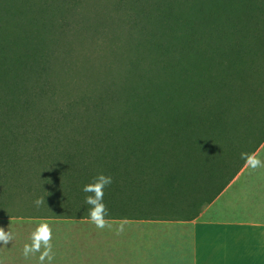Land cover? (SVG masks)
<instances>
[{"label":"trees","instance_id":"obj_1","mask_svg":"<svg viewBox=\"0 0 264 264\" xmlns=\"http://www.w3.org/2000/svg\"><path fill=\"white\" fill-rule=\"evenodd\" d=\"M223 2L121 0L118 7L132 11L130 25L136 28L130 34L137 31L142 45L149 46L147 57L170 54L185 71L187 65L195 64L206 71L214 62L228 76L230 68L249 70L251 61L264 57V16L261 0H226V9L221 7ZM11 20L16 22L12 15ZM240 21H244L243 28L229 25ZM63 27L68 25L60 26L57 33ZM242 34L239 41L237 36ZM175 44L180 45V53L171 48ZM195 54L199 55L196 60L185 63ZM49 58L41 48L19 51L14 43L0 40V83L8 90L0 91L5 104L0 108V212L6 208V199L27 193L22 189L6 195L25 183L27 175L40 185L36 197L44 200L42 210L47 206L50 213L55 212L51 217L89 219L82 189L103 172L113 178L104 190L106 220L193 221L235 181L249 164L247 157H254L264 143V110L255 124L257 108L242 105L243 91H221L213 96L199 92L193 99L176 88L180 78L176 75L169 76L175 91H164L154 79L157 85L149 88L147 98L130 106L135 118L128 122L99 114L96 122L48 124L37 134L34 129L23 130L22 124L5 121L20 118L22 111L30 110L31 102L34 105L42 97L44 91L18 89L31 71L42 74ZM172 71L177 70L173 67ZM258 74L251 78L262 80ZM6 94L25 101L16 104ZM33 140L37 145L33 146Z\"/></svg>","mask_w":264,"mask_h":264},{"label":"rangeland","instance_id":"obj_2","mask_svg":"<svg viewBox=\"0 0 264 264\" xmlns=\"http://www.w3.org/2000/svg\"><path fill=\"white\" fill-rule=\"evenodd\" d=\"M10 1H16L17 7L11 6ZM120 1L0 0V40L14 43L19 51H24V47H30L32 51L41 48L50 57L42 74L31 71L21 80L22 85L18 89L44 91L42 97L34 105L29 100L31 108L22 111L20 118L12 120L8 117L5 121L22 124L23 130L34 129L37 134L42 131L39 130L40 127L46 128L48 124L66 125L78 120L96 122L99 114L111 121L128 122L135 118L130 106L136 100L147 98L149 88L151 90L157 85L154 84V79L165 87L164 91H175L170 87L171 75L180 77L176 88L187 91L190 98L199 92L213 96L221 91H243L240 95L242 105L255 106V124L261 121L264 110V57L257 62L251 61L256 65H250L256 71L255 74H252L250 67L249 70L230 68L228 76L214 62L209 64L206 71L198 64L187 65L185 68L188 71H185L179 67L178 59L173 61L170 54L147 57L146 50L149 46L142 45L143 41L137 31L130 34L131 28H136L130 25L132 11L126 10L130 13V16H126V12L118 7ZM223 3L221 7L226 9V0ZM260 8L264 16V0H261ZM230 12L231 10L227 11V14ZM11 15L19 25L12 22ZM65 24L68 27H63L62 33H57L60 26ZM229 25H236V28L240 25L243 28L244 21ZM261 28L264 34V22L261 23ZM159 34L157 32L153 39V45L158 41ZM243 34L237 36L239 41H242ZM167 44L169 46L172 42ZM171 48L176 53L181 52L179 44ZM28 54L26 52L21 56ZM191 56L185 63L199 57L197 54L195 57ZM173 67L177 71H172ZM256 74L262 80L251 78V75ZM216 75L222 78H215ZM14 81L15 78L10 80L9 87L13 86ZM223 83L228 86H222ZM0 91L4 94L8 90H3L0 83ZM6 97L19 105L25 101L24 97L18 99L10 94H6ZM4 105L1 99L0 108ZM1 111L0 116L3 118ZM248 138L252 139L251 136ZM36 142L37 140L32 141L33 146L37 145ZM254 158L261 162L260 165L253 167L248 164L236 187L245 183L248 189L246 194H250L248 198L260 200L264 191V143ZM25 179V183H19L16 187H22L21 189L12 187L15 190L6 193L7 196L14 192L21 193L22 189L27 192L22 197L5 200L6 208L0 212V227L5 231L10 230L13 238L7 245L0 243V248L11 251L23 249L25 244L31 243V233L37 223L46 221L53 233L51 242L54 255L51 264H83L84 259L97 264L98 254L86 251L84 246L92 243L90 237L93 235L89 233L96 234L98 228L87 219L51 217L55 212L50 213L47 206L42 210L34 203L40 198L36 197L39 194L36 189H40V185L27 175ZM31 189L33 193L29 194ZM237 195L242 197L240 192Z\"/></svg>","mask_w":264,"mask_h":264},{"label":"crops","instance_id":"obj_3","mask_svg":"<svg viewBox=\"0 0 264 264\" xmlns=\"http://www.w3.org/2000/svg\"><path fill=\"white\" fill-rule=\"evenodd\" d=\"M240 175L193 221L107 220L84 249L97 264H264V191L248 198L245 183L236 187ZM41 253L0 248V264H41Z\"/></svg>","mask_w":264,"mask_h":264},{"label":"clouds","instance_id":"obj_4","mask_svg":"<svg viewBox=\"0 0 264 264\" xmlns=\"http://www.w3.org/2000/svg\"><path fill=\"white\" fill-rule=\"evenodd\" d=\"M246 155V154H242ZM247 162L253 167L259 166L260 161L252 156L247 157ZM113 182V178L110 175H106L103 172L95 175L92 180L84 185L82 191L86 194L85 204L87 207V215L90 221L99 229H103L108 226V222L105 217L108 215L107 206L104 203V190L109 187ZM37 207H40L44 200L38 198L34 201ZM52 228L46 221H40L37 223L35 230L31 233V243L25 244L23 248V255L28 257L37 252H41L43 249L40 260L41 264L47 259L49 264L53 259V245H52ZM12 233L10 230L5 231L0 227V243L7 245L12 240Z\"/></svg>","mask_w":264,"mask_h":264}]
</instances>
